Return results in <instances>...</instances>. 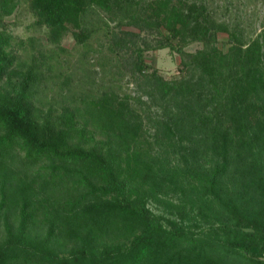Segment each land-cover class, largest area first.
<instances>
[{
  "label": "trees",
  "instance_id": "trees-1",
  "mask_svg": "<svg viewBox=\"0 0 264 264\" xmlns=\"http://www.w3.org/2000/svg\"><path fill=\"white\" fill-rule=\"evenodd\" d=\"M21 1L51 45L102 35L111 65L130 59L131 80L168 104L152 142L110 83L67 76L49 98L60 109L45 108L49 56L22 60L2 29ZM123 25L166 42L128 46ZM217 31L197 0H0V264H264V40L231 31L223 51ZM174 41L204 44L191 75L147 73L144 50Z\"/></svg>",
  "mask_w": 264,
  "mask_h": 264
},
{
  "label": "rangeland",
  "instance_id": "rangeland-1",
  "mask_svg": "<svg viewBox=\"0 0 264 264\" xmlns=\"http://www.w3.org/2000/svg\"><path fill=\"white\" fill-rule=\"evenodd\" d=\"M197 1L207 6L215 22H222L227 26V32L217 31L215 36V44L223 51H227L234 44L231 31H234L238 40L245 44L258 37H263L262 40H264V0ZM4 20L2 29L11 36V45L8 50H12L13 54H18L22 60L30 64L38 57L40 58L41 53L46 57L49 56L48 61L53 67L54 75L45 83L47 97L45 99L41 97L43 101L48 98L45 108L53 105L60 109L59 102L49 98L55 96L56 92H60V87L64 90L67 88L62 83L67 76L75 90H85L89 85L97 90L96 88L110 83L120 94L128 96L130 104L142 119L145 136L150 141L155 139L153 137L155 125L159 120L166 118L163 113L166 112L164 106L168 104L161 102L158 96L145 92L148 91L145 78L139 79L140 86L131 80L130 72L126 70V64L130 62L128 57L118 59V67L111 65L112 56L106 48L104 36L92 39L86 46H75L73 36L68 33L62 39L60 47L51 45L47 40L48 29L33 24L34 17L24 1H21L18 8ZM117 29L129 31L116 32L120 38L124 37L125 44L128 46L152 47L166 42L163 33L159 34L156 30L140 31L138 28L124 25ZM173 45H175L173 48L166 46L144 50L143 58L148 64L145 69L147 73L154 70L166 80L191 75L192 71L184 63L188 62L190 54L203 48L204 44L196 41L180 48L174 41ZM105 55L109 56L111 61ZM152 206L153 209L156 208L154 212L161 211L162 206L159 204L153 203ZM167 215L171 216V214ZM195 223L199 226L206 225L203 220ZM2 236L3 230L0 229V240ZM260 259L264 262L263 255Z\"/></svg>",
  "mask_w": 264,
  "mask_h": 264
}]
</instances>
